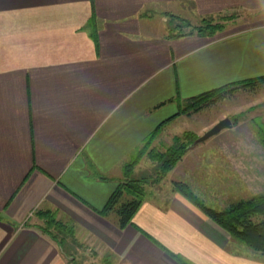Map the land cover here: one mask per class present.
Returning a JSON list of instances; mask_svg holds the SVG:
<instances>
[{"label":"crops","instance_id":"crops-1","mask_svg":"<svg viewBox=\"0 0 264 264\" xmlns=\"http://www.w3.org/2000/svg\"><path fill=\"white\" fill-rule=\"evenodd\" d=\"M188 1L0 0V264H82L90 245L106 264H264L172 184L205 199L194 183L214 181L219 149L236 198L250 197L234 143L190 147L125 227L100 212L191 97L264 76V0H190L194 16L234 15L213 37L150 30L159 7Z\"/></svg>","mask_w":264,"mask_h":264},{"label":"rangeland","instance_id":"rangeland-1","mask_svg":"<svg viewBox=\"0 0 264 264\" xmlns=\"http://www.w3.org/2000/svg\"><path fill=\"white\" fill-rule=\"evenodd\" d=\"M194 6L195 5L190 0L187 3H183L182 7L188 10V13H180L179 10L175 11L171 6L166 9H170L173 12H165L164 7H159L155 12L156 14L148 19L149 28L151 27L150 30L154 31V33L159 32L161 29L167 32L166 29L170 30V26H173L172 23L174 25L180 23L179 21L182 16L188 17L194 24H197L199 20L194 16L195 14L193 15L196 10ZM170 13L174 14V16L170 15ZM171 18L173 19L172 21H170ZM210 36L213 37L214 34ZM180 114L182 115L181 118L174 117V119L170 120V124L164 125L156 134L155 141L152 142V146L155 149L165 151L169 147L175 146L177 142L176 138L188 137L186 133H194L197 139L221 119L229 117L236 124L234 129H223L220 133L202 141V143L214 142V148L217 143H234L235 148L231 151L229 149L226 152H232L236 161L241 166L237 164L236 167L240 170L242 176L245 173L243 165L247 168L246 177L250 179V185L252 187L250 197L254 194L258 195L264 193V191L260 192L258 190V188L264 184V85L259 87L256 86V88L253 89L240 88L226 98L206 105L200 110L189 113L181 112ZM195 140L190 147L194 145ZM199 143H197V145H199ZM209 151L210 150L205 152L209 153ZM222 153L224 152L219 149H214V181H209L206 179V176L202 181L201 176L198 175L197 178L199 181L197 180L194 184L199 192L205 195V199L201 198L202 196H198L203 203L208 205V201L212 203V200H214V206L217 204L224 208L231 203L245 199V197L236 198L238 197V192H236L238 185L236 184V186H234L232 181H229V167L226 162V156ZM193 159L194 158L191 157L188 163L195 162ZM154 168V160L146 154L135 167V174L155 176ZM259 177H261L260 181ZM254 179L257 180L255 181ZM161 181L157 180L155 182H150L147 184L146 190L149 188L150 184H158ZM172 184L174 186V182H172ZM169 185L170 184H168L166 188L161 187V190H167ZM245 194L247 195L248 193ZM234 198L236 201L232 202ZM77 252L81 254L77 255L76 260L82 259V264H106V258L97 250L96 246L90 245L83 247L82 251Z\"/></svg>","mask_w":264,"mask_h":264},{"label":"trees","instance_id":"trees-1","mask_svg":"<svg viewBox=\"0 0 264 264\" xmlns=\"http://www.w3.org/2000/svg\"><path fill=\"white\" fill-rule=\"evenodd\" d=\"M170 15L174 16L172 13ZM233 16L228 13L215 15L214 13L206 15L197 14L195 16L199 20L197 24H194L188 17L182 16L179 21L180 23L174 25L171 22L173 26H170V37H183L193 34L210 36L222 30L226 22L232 19ZM172 20L171 18L170 21ZM263 85L264 76L228 83L191 97L188 104L180 112H194L206 105L226 98L240 88L253 89L256 86ZM158 130L159 128L147 137L135 151L131 160L125 164L124 180L113 191L104 207L100 209L102 214H108L110 211L117 212L120 228L132 222L134 214L145 200L147 184L162 180L184 157L188 148L196 139L194 133H186L188 137L176 138L177 142L175 146L161 151L152 146ZM146 154L155 162V176L135 174V167ZM174 187L188 196L198 207L236 239L254 251L264 253V193L238 200L223 209H215L203 203L190 190L186 183L174 181ZM45 232L53 238L49 229L45 230Z\"/></svg>","mask_w":264,"mask_h":264},{"label":"water","instance_id":"water-1","mask_svg":"<svg viewBox=\"0 0 264 264\" xmlns=\"http://www.w3.org/2000/svg\"><path fill=\"white\" fill-rule=\"evenodd\" d=\"M232 125H233V121L231 120V118L229 117L223 118L219 122H217L212 128L206 131L202 136L198 137L195 140L194 144L205 141L210 137L220 133L223 129L232 127Z\"/></svg>","mask_w":264,"mask_h":264}]
</instances>
